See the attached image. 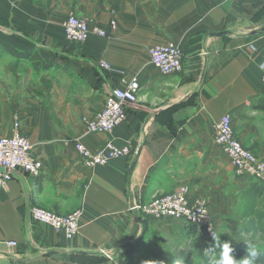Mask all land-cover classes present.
I'll list each match as a JSON object with an SVG mask.
<instances>
[{
  "label": "crops",
  "instance_id": "0c3cea01",
  "mask_svg": "<svg viewBox=\"0 0 264 264\" xmlns=\"http://www.w3.org/2000/svg\"><path fill=\"white\" fill-rule=\"evenodd\" d=\"M68 14L88 21L85 41L67 38ZM263 26L264 0H0V59L41 72L40 103H27L22 134L43 164L39 176L14 174L0 188V264H111L131 251L158 264L154 254H171L185 222L131 206L179 186L191 204L208 206L215 223L250 181L214 142L216 122L230 115L235 136L264 159V111L254 106L264 94ZM220 31L229 33L211 34ZM166 42L182 49L178 74L164 75L149 59L148 48ZM133 78L141 90L125 120L109 132H87L81 117ZM9 117L2 135L10 134ZM74 140L92 151L112 140L131 152L88 167ZM32 206L61 215L80 209L78 233L67 238L33 220Z\"/></svg>",
  "mask_w": 264,
  "mask_h": 264
},
{
  "label": "built area",
  "instance_id": "2783aa9c",
  "mask_svg": "<svg viewBox=\"0 0 264 264\" xmlns=\"http://www.w3.org/2000/svg\"><path fill=\"white\" fill-rule=\"evenodd\" d=\"M67 38L75 42L85 41L91 29L89 23L75 14H68L63 21ZM95 32L104 35L105 31ZM151 63L164 75L178 74L182 70L183 53L179 44L166 42L148 48ZM107 70H113L111 65L102 61ZM261 78L264 86V61L260 64ZM141 90L137 78L130 80L125 86H115L106 95L101 109L90 115H83L81 122L87 132H109L126 117L125 107L134 104ZM214 142L222 149L239 176L264 183V160L246 148L235 136L230 115L224 114L215 126ZM13 131L9 135L0 134V188L14 174L25 173L39 176L42 171V161L32 154L33 145L30 139L19 130L18 118L15 116ZM74 147L81 155L83 163L88 167L106 165L112 159L128 156L131 148L128 145L119 146L112 140H107L97 150L92 151L79 140H74ZM131 210H140L144 214L156 218H174L181 220L200 232L205 238L216 237L215 223L208 206L203 202L191 204L188 200V188L179 186L173 192L153 197L145 204H132ZM82 211L75 210L68 215L32 206L30 216L33 220L49 225L57 231H62L67 238L75 236L80 229ZM6 247H15V240L2 242Z\"/></svg>",
  "mask_w": 264,
  "mask_h": 264
},
{
  "label": "rangeland",
  "instance_id": "374dc122",
  "mask_svg": "<svg viewBox=\"0 0 264 264\" xmlns=\"http://www.w3.org/2000/svg\"><path fill=\"white\" fill-rule=\"evenodd\" d=\"M17 62L13 60L10 64L7 59H0V125H7L4 117L9 113L10 134L15 116L18 118L20 132H24L25 110L30 103V108L38 107L42 94L41 72L33 69L29 71L31 65L28 62ZM9 64L11 68L7 72ZM181 228L183 231L173 243L170 252L172 261L169 264H174L175 259H181L182 264H213V259L219 258L221 249L215 245V238L193 234V228L186 223ZM215 229L221 243L230 241L247 247L244 242L247 240L254 243L257 249L264 250V183L250 179L238 194L231 195L221 216L215 217ZM112 257L111 264H151L148 255L134 251Z\"/></svg>",
  "mask_w": 264,
  "mask_h": 264
},
{
  "label": "clouds",
  "instance_id": "9594fccd",
  "mask_svg": "<svg viewBox=\"0 0 264 264\" xmlns=\"http://www.w3.org/2000/svg\"><path fill=\"white\" fill-rule=\"evenodd\" d=\"M216 240V246L221 249L218 259H213V264H257L258 258L261 253L257 249L254 243L245 240L247 245V255L240 259L234 258L232 255L233 248L230 241L220 242V238L214 237ZM174 264H182L181 259H175Z\"/></svg>",
  "mask_w": 264,
  "mask_h": 264
},
{
  "label": "trees",
  "instance_id": "16d2710c",
  "mask_svg": "<svg viewBox=\"0 0 264 264\" xmlns=\"http://www.w3.org/2000/svg\"><path fill=\"white\" fill-rule=\"evenodd\" d=\"M29 60L33 62V66H36L39 63V62L34 63V59L31 57H29ZM41 62H43V61H41ZM43 66L47 67V65L44 64V62H43ZM254 106L257 109H261L264 111V94L259 96L256 99ZM231 246L233 248L232 255L234 256V258L240 259V258L244 257L245 255H247V247H242V246L232 244V243H231ZM258 250L260 251L261 255L258 258L257 264H264V250H261V249H258ZM166 255H167L166 258L162 259V257L160 255L155 253L153 256L155 263H158V264L170 263L172 261V256L169 253Z\"/></svg>",
  "mask_w": 264,
  "mask_h": 264
},
{
  "label": "water",
  "instance_id": "95a60500",
  "mask_svg": "<svg viewBox=\"0 0 264 264\" xmlns=\"http://www.w3.org/2000/svg\"><path fill=\"white\" fill-rule=\"evenodd\" d=\"M260 30H264V26L261 27ZM228 33H229L228 31H220V32H214V33H211V34L222 36V35H225V34H228ZM136 219L143 225V228H145V222L142 219V217L139 216V215H136Z\"/></svg>",
  "mask_w": 264,
  "mask_h": 264
}]
</instances>
